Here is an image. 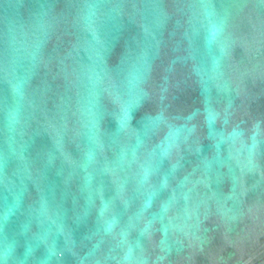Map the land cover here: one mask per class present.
<instances>
[{"label": "water", "instance_id": "95a60500", "mask_svg": "<svg viewBox=\"0 0 264 264\" xmlns=\"http://www.w3.org/2000/svg\"><path fill=\"white\" fill-rule=\"evenodd\" d=\"M0 264H264V0H0Z\"/></svg>", "mask_w": 264, "mask_h": 264}]
</instances>
